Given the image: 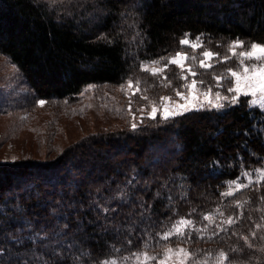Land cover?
Listing matches in <instances>:
<instances>
[{
  "label": "trees",
  "instance_id": "trees-1",
  "mask_svg": "<svg viewBox=\"0 0 264 264\" xmlns=\"http://www.w3.org/2000/svg\"><path fill=\"white\" fill-rule=\"evenodd\" d=\"M187 38L203 52L264 45V0H0V55L31 105L62 106L70 120L88 85L138 82L151 102L180 91L190 72L211 87L215 68L169 64L189 52ZM152 61L161 72L142 69ZM263 165L264 114L243 99L2 161L0 264H156L176 245L185 264H264V178L246 183ZM181 220L193 227L166 237Z\"/></svg>",
  "mask_w": 264,
  "mask_h": 264
},
{
  "label": "rangeland",
  "instance_id": "rangeland-1",
  "mask_svg": "<svg viewBox=\"0 0 264 264\" xmlns=\"http://www.w3.org/2000/svg\"><path fill=\"white\" fill-rule=\"evenodd\" d=\"M49 1V0H47ZM61 2L65 0H53ZM189 52H177L169 64L188 71L190 62L197 61L204 68L220 71L211 87L202 88L199 75L190 71L182 77L180 91L170 96H156L155 102L147 99L149 89L138 82L116 85H88L72 102L74 115L64 118L62 106L31 105L32 96L21 86L14 67L0 55V162L23 158H49L58 149L82 136L103 130L135 127L144 117L157 114L170 117L194 109H224L239 100H247L264 114V45L233 42L215 46L217 51L203 52L200 38L183 41ZM159 61L142 66L151 72H161ZM27 100L26 103H24ZM56 115L58 120L53 119ZM255 176H252L254 175ZM264 178V165L246 176V183ZM240 185L236 184L238 188ZM212 222L217 228L225 220L217 213ZM193 227L187 220L178 221L166 237L179 236ZM189 255L185 246H167L165 254L156 264H185ZM152 257L140 256L128 264H153Z\"/></svg>",
  "mask_w": 264,
  "mask_h": 264
},
{
  "label": "bare ground",
  "instance_id": "bare-ground-1",
  "mask_svg": "<svg viewBox=\"0 0 264 264\" xmlns=\"http://www.w3.org/2000/svg\"><path fill=\"white\" fill-rule=\"evenodd\" d=\"M253 108V107H252Z\"/></svg>",
  "mask_w": 264,
  "mask_h": 264
}]
</instances>
